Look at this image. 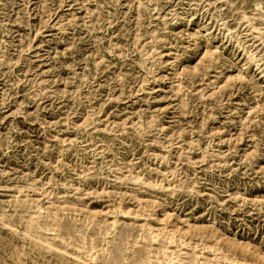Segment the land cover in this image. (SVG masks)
Wrapping results in <instances>:
<instances>
[{"label": "rangeland", "instance_id": "rangeland-1", "mask_svg": "<svg viewBox=\"0 0 264 264\" xmlns=\"http://www.w3.org/2000/svg\"><path fill=\"white\" fill-rule=\"evenodd\" d=\"M0 264H264V0H0Z\"/></svg>", "mask_w": 264, "mask_h": 264}]
</instances>
